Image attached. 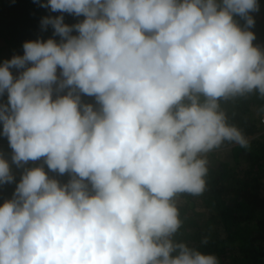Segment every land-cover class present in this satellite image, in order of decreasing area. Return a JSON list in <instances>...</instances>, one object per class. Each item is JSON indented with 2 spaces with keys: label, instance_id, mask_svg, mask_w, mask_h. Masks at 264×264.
Wrapping results in <instances>:
<instances>
[{
  "label": "clouds",
  "instance_id": "clouds-1",
  "mask_svg": "<svg viewBox=\"0 0 264 264\" xmlns=\"http://www.w3.org/2000/svg\"><path fill=\"white\" fill-rule=\"evenodd\" d=\"M40 6L83 19L43 17L52 37L0 63V264H219L174 239L176 199L204 192L209 152L248 147L221 102L264 98L258 0Z\"/></svg>",
  "mask_w": 264,
  "mask_h": 264
},
{
  "label": "trees",
  "instance_id": "trees-1",
  "mask_svg": "<svg viewBox=\"0 0 264 264\" xmlns=\"http://www.w3.org/2000/svg\"><path fill=\"white\" fill-rule=\"evenodd\" d=\"M40 3L41 0H0V63L14 55H23L24 42L52 37L50 26L47 31H41L43 17L63 15L64 22L69 25L83 19L67 13H53ZM258 3L260 11L252 13L255 26L250 30L256 35L253 43L264 48V0ZM239 23L243 25L242 20ZM55 39L59 41V37ZM82 100L95 104L93 97L82 96ZM221 107L228 123L242 131L248 147L225 142L207 154L210 158L221 155L224 158L212 163L208 160L206 188L201 195L177 197L182 223L174 239L202 253L215 255L219 264H264V131L261 128L264 98L251 94L221 102ZM0 154L10 161L11 149L3 136H0ZM32 166H38L37 162L27 165ZM44 168L48 172L46 165ZM13 172L18 182L20 178ZM48 174L61 183L70 178L67 173L63 176ZM15 186V183L0 186V206L12 197ZM3 191L8 192V198L3 199Z\"/></svg>",
  "mask_w": 264,
  "mask_h": 264
},
{
  "label": "rangeland",
  "instance_id": "rangeland-1",
  "mask_svg": "<svg viewBox=\"0 0 264 264\" xmlns=\"http://www.w3.org/2000/svg\"><path fill=\"white\" fill-rule=\"evenodd\" d=\"M261 118L264 120V113L261 115ZM223 155H221V156H216L215 158L213 157V158H210L209 156L207 157V159L209 160V161H211V163L212 162H218V161H220V160H222L223 158ZM37 164L39 165L40 164V162L38 161L37 162ZM13 167H14V171H15V173L18 175V177L20 178V172H21V169H17L16 167H15V165H13ZM0 193H1V188H0ZM2 196H3V199H6V197L8 198V192H5V191H3L2 192V194H1Z\"/></svg>",
  "mask_w": 264,
  "mask_h": 264
},
{
  "label": "built area",
  "instance_id": "built-area-1",
  "mask_svg": "<svg viewBox=\"0 0 264 264\" xmlns=\"http://www.w3.org/2000/svg\"><path fill=\"white\" fill-rule=\"evenodd\" d=\"M261 127H262V130L264 131V120L261 119Z\"/></svg>",
  "mask_w": 264,
  "mask_h": 264
}]
</instances>
